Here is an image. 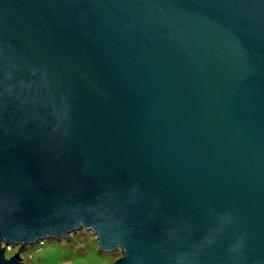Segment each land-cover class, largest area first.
<instances>
[{"label":"water","instance_id":"1","mask_svg":"<svg viewBox=\"0 0 264 264\" xmlns=\"http://www.w3.org/2000/svg\"><path fill=\"white\" fill-rule=\"evenodd\" d=\"M80 231L264 264V0H0V264Z\"/></svg>","mask_w":264,"mask_h":264},{"label":"rangeland","instance_id":"2","mask_svg":"<svg viewBox=\"0 0 264 264\" xmlns=\"http://www.w3.org/2000/svg\"><path fill=\"white\" fill-rule=\"evenodd\" d=\"M17 249L6 254L10 257ZM121 254L99 253L95 238L80 231L71 235L70 240L44 241L42 247L33 246L22 254L23 264H113Z\"/></svg>","mask_w":264,"mask_h":264},{"label":"built area","instance_id":"3","mask_svg":"<svg viewBox=\"0 0 264 264\" xmlns=\"http://www.w3.org/2000/svg\"><path fill=\"white\" fill-rule=\"evenodd\" d=\"M43 243L44 242H41V243H39L37 246L38 247H42L43 246ZM11 251V249L8 247V248H6V254L8 253V252H10Z\"/></svg>","mask_w":264,"mask_h":264}]
</instances>
